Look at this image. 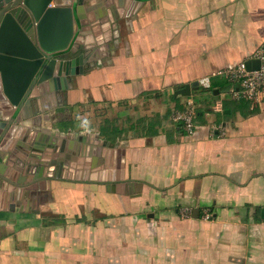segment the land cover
<instances>
[{
  "label": "crops",
  "instance_id": "crops-1",
  "mask_svg": "<svg viewBox=\"0 0 264 264\" xmlns=\"http://www.w3.org/2000/svg\"><path fill=\"white\" fill-rule=\"evenodd\" d=\"M82 8L83 72L36 88L21 110L73 149L76 169L0 195V264H264V102L232 98L217 75L264 45V0ZM205 76L210 89L177 94ZM190 97L193 132L175 120Z\"/></svg>",
  "mask_w": 264,
  "mask_h": 264
},
{
  "label": "water",
  "instance_id": "water-1",
  "mask_svg": "<svg viewBox=\"0 0 264 264\" xmlns=\"http://www.w3.org/2000/svg\"><path fill=\"white\" fill-rule=\"evenodd\" d=\"M82 3L0 0V195L5 200L44 189L43 182L65 180L75 172L73 149L61 145L55 132L26 127L27 117L21 110L36 100L32 97L36 88L42 90L52 81L57 88H65L62 83L70 75L83 72L90 53L89 45L78 39L81 29L89 25L83 20ZM247 66L256 68L259 61H247ZM198 85L197 81L186 84L177 94L189 96ZM16 135L18 149L11 150ZM93 136L100 144L113 143L101 139L99 133ZM47 154L53 158L45 160Z\"/></svg>",
  "mask_w": 264,
  "mask_h": 264
},
{
  "label": "built area",
  "instance_id": "built-area-1",
  "mask_svg": "<svg viewBox=\"0 0 264 264\" xmlns=\"http://www.w3.org/2000/svg\"><path fill=\"white\" fill-rule=\"evenodd\" d=\"M257 60L259 66L249 69L247 61ZM217 75L226 78L231 83L228 93L232 98L262 104L264 102V45L249 58L218 71ZM199 83L203 88L210 89L211 77L205 76L200 79ZM197 116L196 100L190 97L184 108L175 114V120L181 122L188 132H193ZM182 213L187 216L190 211L186 209Z\"/></svg>",
  "mask_w": 264,
  "mask_h": 264
}]
</instances>
